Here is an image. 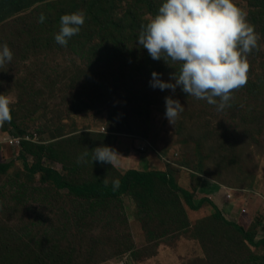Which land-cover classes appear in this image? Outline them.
Returning a JSON list of instances; mask_svg holds the SVG:
<instances>
[{
    "label": "rangeland",
    "instance_id": "1",
    "mask_svg": "<svg viewBox=\"0 0 264 264\" xmlns=\"http://www.w3.org/2000/svg\"><path fill=\"white\" fill-rule=\"evenodd\" d=\"M90 1L41 0L0 22V44L7 43L13 52L11 63L0 66V93L13 100L12 119L0 123V139H32L18 149L0 148V162L8 163L0 173V264H251L250 255L262 256L263 248L249 245L225 225L208 201L193 210L180 194L186 217L168 211L156 203V196L168 197L155 180L150 217L133 192L95 204L90 211L88 202L24 167V161L28 167L37 162L66 177L106 183L129 168L162 170L192 191L196 204L208 198L255 240L264 238L262 25L254 27L259 47L251 56L258 54L247 59L253 72L250 81L257 86L233 90L228 104L217 110L179 86L175 92L152 88L153 71L174 83L177 67L170 74L168 60L154 63L146 49L137 52L135 46H124L118 25L100 33L110 32V38L99 43L94 32L98 20L89 16L80 36L59 45L54 34L61 15L86 13ZM102 1L114 18L135 4ZM234 2L251 25L249 19L263 11L252 0ZM140 11L143 25L154 16L144 6ZM99 17L102 20L103 14ZM166 96L184 105L174 124L165 116ZM100 145L118 153L111 164L92 161ZM85 152L89 155L80 159ZM72 168L79 172L72 174ZM170 215H177V223ZM16 239L22 243L16 246Z\"/></svg>",
    "mask_w": 264,
    "mask_h": 264
},
{
    "label": "clouds",
    "instance_id": "2",
    "mask_svg": "<svg viewBox=\"0 0 264 264\" xmlns=\"http://www.w3.org/2000/svg\"><path fill=\"white\" fill-rule=\"evenodd\" d=\"M45 19L41 13L39 22ZM85 19L83 11L62 14L55 41L67 46ZM258 41L259 34L234 0H163L157 14L142 26L137 44L154 60L180 62L174 83L153 71L149 81L152 88L175 92L179 86L188 96L206 100L222 110L232 91L247 83V56L258 49ZM12 59L9 45L0 44V66L10 64ZM12 103L10 96L0 93V123L11 121ZM183 111L184 105L178 99L165 97V116L170 123L174 124ZM116 154L110 146L100 145L94 148L92 161L111 164ZM88 155L85 152L80 159ZM118 183L113 181V186Z\"/></svg>",
    "mask_w": 264,
    "mask_h": 264
},
{
    "label": "trees",
    "instance_id": "3",
    "mask_svg": "<svg viewBox=\"0 0 264 264\" xmlns=\"http://www.w3.org/2000/svg\"><path fill=\"white\" fill-rule=\"evenodd\" d=\"M41 0H0V22L12 17L13 15H16L17 13L22 12L23 10L31 7L33 4L39 2ZM109 4L113 6V0H107ZM135 4H129L124 13L119 18H114L112 11L109 7H104L102 0H91L90 6L86 11V18L89 16L93 19L98 20V25L96 32L99 37V43L100 40L105 42L108 38H110V32H106L105 36L101 35L100 33L111 30L112 25H118V28L121 29V39L124 44V46L130 45L137 47V52L141 50L142 47H140L137 44L138 36L142 30V11H140V6H144L147 9L148 13H151L152 15H156L158 12V9L160 6L157 5V0H133ZM256 3L257 6H259L263 11L259 12L258 14H255L252 16L249 20L251 21L252 25L255 27L257 24L262 25V32L264 33V0H252ZM163 0H161L160 4L162 5ZM95 5V7H94ZM96 9V11H94ZM103 14L102 20H100L99 15ZM126 19H130L128 22ZM86 20V19H85ZM146 24V23H145ZM144 24V25H145ZM137 31V32H136ZM90 32V33H94ZM79 33L77 36H80ZM95 50V49H94ZM134 51L131 50V53ZM110 53V51L108 52ZM258 54V53H255ZM253 54L252 56H256ZM251 53L248 54L247 59H251ZM154 63L155 60L153 59ZM158 61V60H157ZM248 62H250L248 60ZM168 71L169 73H173V69L176 67L175 74H179V68L178 66L180 64L179 61H172L168 59ZM139 66V65H138ZM166 72V70H164ZM258 73V72H255ZM262 73V79H264V68L261 66V72ZM253 75L252 69H248V79L247 83L238 88V89H246L247 87H256L257 83L252 82L251 77ZM260 75V76H261ZM236 91V90H235ZM254 119L256 121V125L260 124V119L258 115L254 116ZM257 132L260 131L257 129ZM20 134V133H18ZM25 141H22V144ZM41 149L43 146H40ZM24 167L28 170H34L39 171L42 173L43 178L49 182L54 188L66 190L68 195H71L76 200L84 201L89 203V207H87V210L93 211L92 208L93 205L99 204V203H105L106 201L115 199L119 197L122 194H127L128 192H133L136 195V198L138 199V204L145 211V213L150 217V212L152 210V206L150 205V200L154 201L155 196L153 195V187L155 184V180L160 181L163 184V188L165 189L164 192H166L165 200L162 198L161 195L156 196V203H158L160 206L166 207L168 211L170 210H178L180 214L184 215L186 217V208L185 205L182 203V200L180 198V194L183 195L185 199V204L193 210L199 209L203 202L208 201L210 202L215 208H217V211L215 212V216L220 218L223 223L231 228H233L238 234L241 235V237L251 246L253 247H262L264 250V238L261 240H255L253 236L250 234V232L246 231L242 226L229 221L227 218L224 217L223 213L218 208L217 204L215 202H212L208 198H202L200 201L196 204L193 199V193L192 191L185 189L181 187L174 176L171 174H168L165 171L162 170H140L137 168H129L122 173L118 180V186H113V182L106 183L99 179H80L77 180L75 177H66L62 175L57 170L45 166L41 163H33L31 167H28L27 162L24 161ZM8 163H1L0 162V173H3L7 170ZM74 172L78 173L79 170L76 168H72V174ZM83 174V173H82ZM116 180V181H117ZM155 191V190H154ZM87 212V211H85ZM177 212V211H176ZM177 213V214H178ZM85 215V214H83ZM169 219L173 223H177V215H170ZM187 221V218L186 220ZM188 223V221H187ZM15 241V239H13ZM17 241H20L22 243L21 239H16L15 245L17 246ZM34 244H39L38 241H34ZM1 246H4L3 241L0 240V249ZM250 263L251 264H264V254L262 256H254L250 255Z\"/></svg>",
    "mask_w": 264,
    "mask_h": 264
},
{
    "label": "built area",
    "instance_id": "4",
    "mask_svg": "<svg viewBox=\"0 0 264 264\" xmlns=\"http://www.w3.org/2000/svg\"><path fill=\"white\" fill-rule=\"evenodd\" d=\"M30 137L28 135H5L2 139H0V148L2 146L14 147L18 149L22 143V141L28 140ZM29 140H32L31 138ZM142 149L143 147L140 146ZM122 264V263H121Z\"/></svg>",
    "mask_w": 264,
    "mask_h": 264
}]
</instances>
